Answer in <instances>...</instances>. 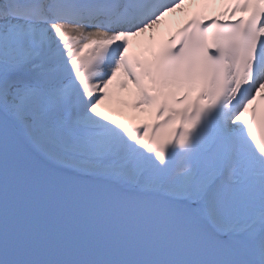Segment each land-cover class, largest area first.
<instances>
[{"label": "snow or ice", "instance_id": "6c2138e0", "mask_svg": "<svg viewBox=\"0 0 264 264\" xmlns=\"http://www.w3.org/2000/svg\"><path fill=\"white\" fill-rule=\"evenodd\" d=\"M184 3L0 0V264H264V0Z\"/></svg>", "mask_w": 264, "mask_h": 264}]
</instances>
